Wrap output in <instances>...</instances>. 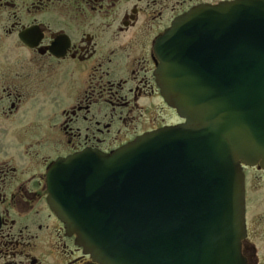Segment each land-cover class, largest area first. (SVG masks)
I'll list each match as a JSON object with an SVG mask.
<instances>
[{"label":"water","instance_id":"water-1","mask_svg":"<svg viewBox=\"0 0 264 264\" xmlns=\"http://www.w3.org/2000/svg\"><path fill=\"white\" fill-rule=\"evenodd\" d=\"M186 123L48 174L49 204L97 264H248L243 166L264 170V0L200 6L159 40Z\"/></svg>","mask_w":264,"mask_h":264},{"label":"flooded vegetation","instance_id":"flooded-vegetation-1","mask_svg":"<svg viewBox=\"0 0 264 264\" xmlns=\"http://www.w3.org/2000/svg\"><path fill=\"white\" fill-rule=\"evenodd\" d=\"M235 1L0 0V264H97L50 207L51 167L183 124L158 83V40L195 8ZM244 171L242 253L264 264V171Z\"/></svg>","mask_w":264,"mask_h":264},{"label":"rangeland","instance_id":"rangeland-1","mask_svg":"<svg viewBox=\"0 0 264 264\" xmlns=\"http://www.w3.org/2000/svg\"><path fill=\"white\" fill-rule=\"evenodd\" d=\"M246 175H247V179H248V181H247V183H248V188L250 189V191H252V189H253V186H255L254 184H255V181H254V175H255V173H254V171H250V170H247L246 171ZM260 188H263V187H259V189ZM261 191H263V190H260L259 192H261ZM254 192H255V190H253L251 193H250V200H249V203H250V215H252L253 217H257V216H259V214H258V208L256 207L257 205H256V199H255V197H254ZM251 233H254V231L251 229Z\"/></svg>","mask_w":264,"mask_h":264}]
</instances>
